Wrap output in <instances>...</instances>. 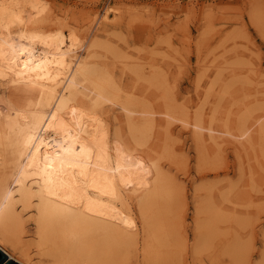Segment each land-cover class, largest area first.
Instances as JSON below:
<instances>
[{"label": "rangeland", "instance_id": "374dc122", "mask_svg": "<svg viewBox=\"0 0 264 264\" xmlns=\"http://www.w3.org/2000/svg\"><path fill=\"white\" fill-rule=\"evenodd\" d=\"M3 9L0 43L62 40L69 66L52 104L100 122L113 203L136 225L68 264H264V0H0ZM35 94L0 85V115L11 116L0 120L39 110ZM0 152L24 231L0 232L1 246L36 262L35 198L17 200L12 148Z\"/></svg>", "mask_w": 264, "mask_h": 264}, {"label": "bare ground", "instance_id": "6f19581e", "mask_svg": "<svg viewBox=\"0 0 264 264\" xmlns=\"http://www.w3.org/2000/svg\"><path fill=\"white\" fill-rule=\"evenodd\" d=\"M1 12L2 10L0 20L7 11ZM6 39V42L4 39V43H0V85L21 83L34 88V96L40 107L32 113L16 111L10 123L0 120V144L10 146L13 151L10 157L13 162L11 183L15 185L17 200L22 206H31L32 199L35 198L33 244L39 257L34 262L24 250L16 256L4 249L1 241L0 249L8 259L19 264H41L46 259L52 260L53 264H68L80 252L97 253L99 246H109L110 238L125 236L128 231H134L136 225L129 214L113 203L117 183L100 122L91 115L84 114L79 108L69 106L67 102L52 104L55 83L60 75L63 76L62 69L67 65L65 56L59 52L63 46L62 40L52 42L50 39L51 42L45 41L40 44L42 46L34 47V42L18 46L16 41L18 44L15 46L16 44L10 43V38ZM72 80L69 81L70 85ZM104 96L100 99H105ZM99 102L101 101L98 99L97 103ZM126 112L124 110L127 118ZM148 117L145 120L147 122L150 120ZM139 118H143V113ZM198 122L196 124L201 126V122ZM245 128H241V131ZM209 129L211 130V126ZM245 134L244 141L250 138L249 133ZM248 142L250 143L249 140ZM4 160L7 158L0 152V165ZM14 196L7 185V176L1 175L0 232L19 238L24 231L15 214ZM70 241L73 244L68 247Z\"/></svg>", "mask_w": 264, "mask_h": 264}, {"label": "water", "instance_id": "95a60500", "mask_svg": "<svg viewBox=\"0 0 264 264\" xmlns=\"http://www.w3.org/2000/svg\"><path fill=\"white\" fill-rule=\"evenodd\" d=\"M0 264H19L7 258L4 252L0 249Z\"/></svg>", "mask_w": 264, "mask_h": 264}]
</instances>
